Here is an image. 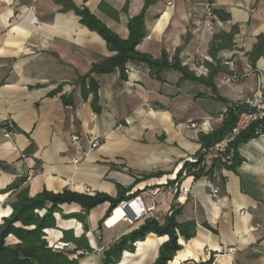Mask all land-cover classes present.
Returning a JSON list of instances; mask_svg holds the SVG:
<instances>
[{
	"label": "crops",
	"instance_id": "1",
	"mask_svg": "<svg viewBox=\"0 0 264 264\" xmlns=\"http://www.w3.org/2000/svg\"><path fill=\"white\" fill-rule=\"evenodd\" d=\"M72 1L123 39L145 6V0ZM145 24L137 50L177 59L191 77L164 68L160 80L147 63L129 61L127 79L119 70L93 75L99 81L95 111L93 93L85 98L78 81L114 54L106 40L58 0H0V221L24 188L30 196L66 189L116 196L119 186L157 170L163 177L131 192L172 181L205 150L201 136L219 128L227 110L264 81V0H159L147 9ZM234 73L237 82L230 80ZM6 121L16 127L10 137ZM238 150L244 160L236 168L217 161L183 179L187 192L154 196L164 217L180 209V223H196L190 239L179 238L182 248L168 264H264V132ZM142 192L151 205V192ZM109 206L90 211L86 231L78 218H65L81 206L63 204L55 213L57 227L45 230L49 244L73 245L64 231L86 235L93 250L80 264H101L104 250L132 230L118 229L121 222L99 227ZM168 238L148 234L118 264H153Z\"/></svg>",
	"mask_w": 264,
	"mask_h": 264
},
{
	"label": "trees",
	"instance_id": "2",
	"mask_svg": "<svg viewBox=\"0 0 264 264\" xmlns=\"http://www.w3.org/2000/svg\"><path fill=\"white\" fill-rule=\"evenodd\" d=\"M65 8L72 9L80 16L81 22L92 31L100 34L107 42L109 49L114 52L113 55L103 60L101 63L94 64L91 70L80 77L79 83L82 86L84 97L87 98L93 93L92 105L95 111H99L98 87L99 81L93 76L94 74L110 73L119 70L121 78L127 79L126 65L129 61L145 62L149 65L152 73L157 79L162 80L161 71L164 68L177 69L186 77H191L188 70L182 67L177 59L169 61L166 55L161 59H154L151 56L140 53L137 45L146 35V12L149 6L156 4L159 0H145V6L142 12L134 16L129 21V37L121 38L111 29H109L101 20H99L90 10L84 6H77L72 0H58ZM221 17L222 14H220ZM230 37L229 40H231ZM228 41V38H226ZM223 46V45H222ZM217 50L216 47H213ZM244 107V104L232 105L226 113L221 126L211 133L202 135L201 141L203 149H207L216 141L222 139L232 128L235 123L238 112ZM264 132V124H253L246 131L241 133L234 143L233 161L229 168H236L243 162L238 147L241 143H245L252 138L257 137ZM204 150V151H205ZM204 151L198 154L199 162L203 158ZM217 160L213 163L215 164ZM220 162V161H219ZM199 163L190 161L186 162L183 168L178 172L177 177L181 176L182 170L187 168L189 172L202 174L207 172L204 167H199ZM198 168V169H197ZM212 171V169H209ZM164 171L157 170L149 174L142 175L141 178H135L133 185L128 188L119 186V192L116 196L108 193L97 192L94 195L89 193H80L71 190L62 192H53L43 190L42 192L30 196L26 188L20 190L14 200L11 202L12 211L9 216L2 217L0 222V264H79L78 258L84 254L92 252L86 235L75 237L73 232L64 231V239L75 244V248H55L51 246L47 240L46 229L56 228L57 220L56 212L61 211L63 204H78L82 211L70 215L65 218L76 217L83 222L84 228L89 229L87 217L90 211L104 202H110V206L106 211L105 217L101 219L99 227L103 222L111 216L112 210L117 204L123 200L133 197L142 191H152L153 188L162 185H149L145 183L143 187H138L131 192L133 188L141 182L163 177ZM172 181H168L171 183ZM166 184V183H165ZM19 184H13L8 190L18 188ZM130 191V192H129ZM129 192V193H128ZM181 212L180 209H173L171 214L164 217V222L160 223L154 218H146L142 224L134 228L129 233L122 235L118 240L104 250L102 264H118L124 250H133L134 245L139 240H144L150 233L157 235H167L169 238L165 241L159 251V255L153 264H168L182 248L179 238L184 237L190 239L195 232L196 223L187 221L180 223L177 216ZM13 239L11 242L10 239ZM81 250L79 256L75 258L76 252Z\"/></svg>",
	"mask_w": 264,
	"mask_h": 264
},
{
	"label": "built area",
	"instance_id": "3",
	"mask_svg": "<svg viewBox=\"0 0 264 264\" xmlns=\"http://www.w3.org/2000/svg\"><path fill=\"white\" fill-rule=\"evenodd\" d=\"M208 14H213V4L207 2L205 4ZM241 78L234 73L230 76V80L239 81ZM244 107L238 112L236 120L230 131L220 140L209 146L205 151L203 158L199 162V159L193 160L199 163V167L206 168L211 165L215 160L222 163L231 164L233 161V148L232 143L235 142L237 137L246 131L253 124H264V81L260 80L257 88L245 99ZM197 122L191 123V126L196 127ZM5 134L10 137L13 132L16 131V127L12 121H6L3 125ZM72 139L78 141L79 135H73ZM99 145L98 141H94L93 147ZM78 162V160H75ZM198 167V168H199ZM197 168V169H198ZM191 172L184 168L180 177L172 179L171 183H166L161 187H156L151 191L152 204L148 205L145 203L141 195H135L133 197L121 200L117 206L112 210L114 214L115 209L121 208L124 210L122 220L128 221L130 224L144 221L146 218H154L160 223L164 222V213L157 209V202L154 196L159 192H162L165 196H177L183 192H187L188 188L182 183L183 179L188 176ZM33 176V171H29L27 179ZM88 191V189H87ZM213 193H218V189H214ZM55 248H64L66 245H53Z\"/></svg>",
	"mask_w": 264,
	"mask_h": 264
},
{
	"label": "rangeland",
	"instance_id": "4",
	"mask_svg": "<svg viewBox=\"0 0 264 264\" xmlns=\"http://www.w3.org/2000/svg\"><path fill=\"white\" fill-rule=\"evenodd\" d=\"M148 191V190H147ZM147 191H143L144 193L145 192H147ZM142 192V193H143ZM144 196V198H145V200H146V202H147V198H146V195L144 194L143 195ZM122 209L121 208H117V209H115V212H114V214H112V212H111V216L110 217H108L104 222H103V224H102V226H109V227H113V226H115L118 222H121L118 226H117V228L118 229H122V228H125V227H128V226H130V228H132V230L134 229V228H137L140 224H142L143 223V221H141V222H137V223H135V224H130L128 221H126V220H121L122 219V216H123V213H122V211H121ZM123 221V222H122ZM1 222V221H0ZM106 224V225H105ZM130 224V225H129ZM130 232V231H129ZM128 232V233H129ZM127 234V233H126ZM124 235V234H123ZM121 237V236H120ZM119 237V238H120ZM118 238V239H119ZM117 239V240H118ZM116 241V240H115ZM114 241V242H115ZM113 242V243H114ZM112 243V244H113ZM58 245H62V244H58ZM75 247V244L73 243V245L71 244V246H65L66 248H72V247ZM73 247V248H74ZM150 247V244H149V246H147V248H149ZM109 248V247H108ZM124 251H126V250H124ZM124 251H123V253H124ZM90 253V252H89ZM75 254V258L77 257V256H79V253L78 252H76V253H74ZM86 254H88V253H86ZM123 255V254H122ZM128 252H127V257H128ZM83 257V256H82ZM122 258V257H121ZM80 258H78V262L80 261L79 260ZM103 259V258H102ZM121 260V259H120ZM125 263V262H124ZM79 264H80V262H79ZM101 264H102V262H101Z\"/></svg>",
	"mask_w": 264,
	"mask_h": 264
},
{
	"label": "bare ground",
	"instance_id": "5",
	"mask_svg": "<svg viewBox=\"0 0 264 264\" xmlns=\"http://www.w3.org/2000/svg\"><path fill=\"white\" fill-rule=\"evenodd\" d=\"M123 210V209H122ZM124 211V210H123ZM122 220V219H121Z\"/></svg>",
	"mask_w": 264,
	"mask_h": 264
}]
</instances>
